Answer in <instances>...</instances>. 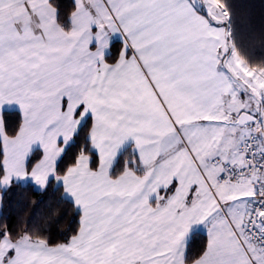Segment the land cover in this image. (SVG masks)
<instances>
[{
  "label": "snow or ice",
  "instance_id": "6c2138e0",
  "mask_svg": "<svg viewBox=\"0 0 264 264\" xmlns=\"http://www.w3.org/2000/svg\"><path fill=\"white\" fill-rule=\"evenodd\" d=\"M234 25L229 0H0V189L79 216L60 243L0 221V264H264V65Z\"/></svg>",
  "mask_w": 264,
  "mask_h": 264
},
{
  "label": "trees",
  "instance_id": "16d2710c",
  "mask_svg": "<svg viewBox=\"0 0 264 264\" xmlns=\"http://www.w3.org/2000/svg\"><path fill=\"white\" fill-rule=\"evenodd\" d=\"M65 11L71 10L72 0H63ZM235 19L238 47L252 66L264 65V0H229ZM119 47V44H116ZM5 123L16 127L21 121L18 110L3 112ZM127 159V154L125 155ZM3 192L0 221L16 226L18 222L45 223L46 235L53 243L64 242L74 234L79 226L76 210L61 199L63 190L55 185L47 191H38L33 187H16ZM206 244L201 233L192 244V253L198 254Z\"/></svg>",
  "mask_w": 264,
  "mask_h": 264
},
{
  "label": "rangeland",
  "instance_id": "374dc122",
  "mask_svg": "<svg viewBox=\"0 0 264 264\" xmlns=\"http://www.w3.org/2000/svg\"><path fill=\"white\" fill-rule=\"evenodd\" d=\"M2 200H3V192L0 190V211L2 206Z\"/></svg>",
  "mask_w": 264,
  "mask_h": 264
},
{
  "label": "crops",
  "instance_id": "0c3cea01",
  "mask_svg": "<svg viewBox=\"0 0 264 264\" xmlns=\"http://www.w3.org/2000/svg\"><path fill=\"white\" fill-rule=\"evenodd\" d=\"M4 112V111H3ZM3 112H0V115H2L3 116Z\"/></svg>",
  "mask_w": 264,
  "mask_h": 264
}]
</instances>
